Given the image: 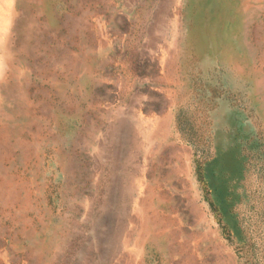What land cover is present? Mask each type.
I'll return each instance as SVG.
<instances>
[{
	"label": "rangeland",
	"instance_id": "374dc122",
	"mask_svg": "<svg viewBox=\"0 0 264 264\" xmlns=\"http://www.w3.org/2000/svg\"><path fill=\"white\" fill-rule=\"evenodd\" d=\"M0 5V264H264V0Z\"/></svg>",
	"mask_w": 264,
	"mask_h": 264
},
{
	"label": "bare ground",
	"instance_id": "6f19581e",
	"mask_svg": "<svg viewBox=\"0 0 264 264\" xmlns=\"http://www.w3.org/2000/svg\"><path fill=\"white\" fill-rule=\"evenodd\" d=\"M7 1H9V0H7ZM11 2H12V0H10ZM6 3V2H5ZM16 5V4H15ZM1 6V5H0ZM13 7V6H12ZM14 8V7H13ZM16 9V8H15ZM1 11V10H0ZM2 11H3V9H2ZM1 11V12H2ZM20 13V12H19ZM1 15V14H0ZM12 16H14L13 15V13H11V11H9V13H7V16H6V18H5V20H4V23H3V28H2V30H3V32L4 33H7L10 29H9V24H10V21L12 20ZM2 17V16H1ZM0 17V18H1ZM17 17H18V15H17ZM13 20H15V19H13ZM12 35V34H11ZM10 36V35H9ZM150 41V40H149ZM4 45V44H3ZM10 56H9V53H8V50H6V49H3L2 51H1V53H0V81L1 80H3V78H4V75H5V73L7 72V70H8V68L10 67V64L12 63L11 62V60H10V58H9ZM239 65V64H238ZM235 66H237V65H235ZM237 70V69H236ZM240 70V69H239ZM12 72V71H11ZM14 73V72H13ZM6 77V76H5ZM8 77V76H7ZM264 80V79H263ZM262 81V80H261ZM260 86V85H259ZM1 261V260H0Z\"/></svg>",
	"mask_w": 264,
	"mask_h": 264
}]
</instances>
